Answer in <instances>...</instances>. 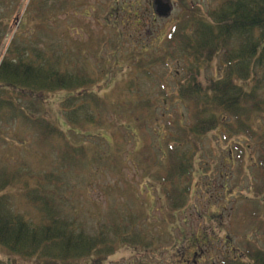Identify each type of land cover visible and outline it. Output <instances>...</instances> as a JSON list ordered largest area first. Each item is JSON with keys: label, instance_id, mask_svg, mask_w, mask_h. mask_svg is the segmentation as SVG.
<instances>
[{"label": "rangeland", "instance_id": "1", "mask_svg": "<svg viewBox=\"0 0 264 264\" xmlns=\"http://www.w3.org/2000/svg\"><path fill=\"white\" fill-rule=\"evenodd\" d=\"M45 1V8L39 10L44 13L45 31L39 32L32 43L31 30L43 22L38 23L34 16L38 1L22 0L11 8L13 1L2 5L3 15L11 13L6 16L9 25L0 64L15 39L25 45L27 41L35 44L44 56L51 58L54 54L61 60L57 70L98 81L85 90L103 100L97 125L105 126L96 129L93 124H84L97 134L95 137L64 132L71 140L68 149H61L60 141L42 145L19 124L2 128L0 170L21 176L7 191L14 208L28 220L38 222L39 215L29 200L37 195L35 187L40 184L43 192L57 191L63 217L75 221L85 232L133 219L134 228L129 232L140 233L152 245H122L103 264H237L239 259L247 263V251L264 253V173L260 175L256 147L244 134L231 135L217 129L194 140L190 180L185 178L181 183L183 187L188 182L190 185L183 209L169 211L166 196L158 192V178L164 177L165 169L157 165L165 157L161 156L157 136H161L165 121H174V111L185 116L183 125H189L186 107L164 105V98L159 96L175 92L176 73L189 66L188 61L173 55L176 44L168 37L187 16L205 20L233 0H171L173 11L166 19L153 15L152 0ZM13 13L19 16L9 20ZM218 62L214 58L202 65V80L219 77ZM138 66L146 67L151 79L145 78ZM67 95L50 93L44 103L43 117L63 131L67 126L60 105ZM145 100L154 105L144 118L148 117L146 127H138L129 113L117 112L130 108L138 114ZM252 122L255 130L264 133L259 117H253ZM111 133L116 135L114 141ZM235 144L240 145L241 159ZM75 147L86 151L85 160L77 168L59 160L62 153ZM181 151H192V147L183 146ZM151 157L155 162L150 163ZM49 174L54 180L48 183L43 177ZM23 175V181H30L27 186L23 185ZM263 256L259 255L264 260ZM0 264L41 263L0 251Z\"/></svg>", "mask_w": 264, "mask_h": 264}, {"label": "trees", "instance_id": "2", "mask_svg": "<svg viewBox=\"0 0 264 264\" xmlns=\"http://www.w3.org/2000/svg\"><path fill=\"white\" fill-rule=\"evenodd\" d=\"M6 1H13L9 7L11 8L22 0H0V52L9 25L6 16L11 13H1L2 5ZM36 1L39 8L34 16L39 23L44 20V13L39 10L45 8L46 1ZM14 15L19 16L18 13H13L8 17L9 20ZM187 17V20H182L181 25L173 28L168 38L176 44L174 48L177 52L174 51L173 55H177L182 61H188L189 66L180 68L176 73L173 79L177 87L175 92L159 95L164 98V105L181 104L188 110L189 125H183L185 116L174 111V121L170 118L165 121L161 136H157L161 156L165 157L157 165L165 169L164 177L158 178L161 184L158 192L166 196L171 205L168 210L175 212L185 207V198L190 193L189 182L184 187L181 183L193 170L191 161L196 152L192 143L210 132L222 129L231 135L244 134L256 147L260 175L264 173V133L255 130L252 122L253 117L257 116L264 125V0L228 1L205 20L202 17ZM32 24L34 26L35 22L32 21ZM44 26L43 21L39 27L37 24L31 30L30 43L37 38L39 32L45 31ZM214 58L219 61V77L201 80L202 65L210 64ZM60 61L54 58V54L51 58L48 54L44 56L35 44L29 45L28 41L25 45L15 39L9 45L0 64L1 131L6 126L19 124L42 145L62 142L61 149L72 146L67 133L85 138L97 136L87 130L84 124H93L96 129L105 126L97 125L102 116L100 109L103 100L93 91L85 90L98 81L94 83L76 73L57 70ZM137 68L138 71H144L142 75L145 78L151 79L146 67ZM56 92L68 93L60 105L66 131L52 125L43 117L46 114L44 103L48 94ZM152 103L143 101L137 109L138 114L130 108L119 109L117 112L129 113L138 127L143 128L146 127L144 123L148 117L146 120L144 118L149 110L154 109ZM129 131L134 135L133 130ZM115 137L111 133L113 141ZM183 146H191L192 151H181ZM238 148L240 146H235L236 150ZM85 153L83 148L75 147L62 153L59 160L67 166L77 168L78 163L85 160ZM239 154L241 159L242 150ZM149 160L150 163L155 162L153 157ZM92 172L89 169V175ZM25 176L22 178L23 183ZM20 178V175H9L0 170V251L41 264H79L86 260L90 264H103L122 245H141L144 248L152 245L151 242H145V237L139 232H129L134 228V220L131 218L128 222L122 220L112 223L110 227L99 226L94 232H85L75 221L68 222L63 217L57 191L48 192L45 189L43 192L40 184L35 187L37 195L29 200L37 211L39 220H28L14 208L7 192L13 182L20 181ZM53 178L52 174L43 177L48 183ZM262 182L264 183V179ZM29 183L30 181H26L23 185L27 186ZM258 193L262 194L260 191ZM263 254L261 251L250 250L245 254L247 263L242 260L236 263L264 264L262 257H259Z\"/></svg>", "mask_w": 264, "mask_h": 264}, {"label": "water", "instance_id": "3", "mask_svg": "<svg viewBox=\"0 0 264 264\" xmlns=\"http://www.w3.org/2000/svg\"><path fill=\"white\" fill-rule=\"evenodd\" d=\"M152 10L156 17L166 19L170 16L173 7L170 0H152Z\"/></svg>", "mask_w": 264, "mask_h": 264}]
</instances>
